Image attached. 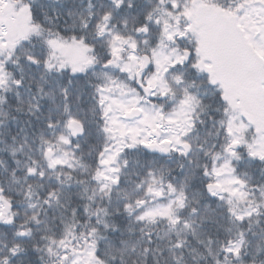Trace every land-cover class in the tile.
<instances>
[{
  "label": "snow or ice",
  "instance_id": "obj_1",
  "mask_svg": "<svg viewBox=\"0 0 264 264\" xmlns=\"http://www.w3.org/2000/svg\"><path fill=\"white\" fill-rule=\"evenodd\" d=\"M0 264H264V0H0Z\"/></svg>",
  "mask_w": 264,
  "mask_h": 264
}]
</instances>
